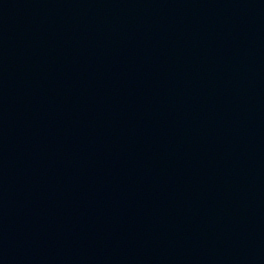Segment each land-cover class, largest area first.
<instances>
[{
  "label": "water",
  "instance_id": "obj_1",
  "mask_svg": "<svg viewBox=\"0 0 264 264\" xmlns=\"http://www.w3.org/2000/svg\"><path fill=\"white\" fill-rule=\"evenodd\" d=\"M0 264H264V0H0Z\"/></svg>",
  "mask_w": 264,
  "mask_h": 264
}]
</instances>
